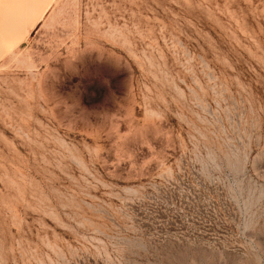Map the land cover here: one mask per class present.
Returning <instances> with one entry per match:
<instances>
[{"label":"rangeland","instance_id":"1","mask_svg":"<svg viewBox=\"0 0 264 264\" xmlns=\"http://www.w3.org/2000/svg\"><path fill=\"white\" fill-rule=\"evenodd\" d=\"M0 0V264H264V0Z\"/></svg>","mask_w":264,"mask_h":264},{"label":"bare ground","instance_id":"2","mask_svg":"<svg viewBox=\"0 0 264 264\" xmlns=\"http://www.w3.org/2000/svg\"><path fill=\"white\" fill-rule=\"evenodd\" d=\"M31 2H32V4H31L32 13L35 12L36 10L38 11L40 9L39 13L35 19L36 21H39L44 17L45 13L49 10L51 2H47L43 6H41V3L38 0H31Z\"/></svg>","mask_w":264,"mask_h":264},{"label":"crops","instance_id":"3","mask_svg":"<svg viewBox=\"0 0 264 264\" xmlns=\"http://www.w3.org/2000/svg\"><path fill=\"white\" fill-rule=\"evenodd\" d=\"M4 1H5V3H7L8 5H10V4L16 2L17 0H4ZM46 13H47V12H46ZM46 13H45V14H46ZM42 20H43V18H42L41 20L37 21L35 24H32L30 20H27V23H26V26H25V27L29 30L28 35L30 34L31 30H32L33 28H35V26H37L39 23H41ZM1 22H2V21H1V18H0V38H1V30H2V24H1Z\"/></svg>","mask_w":264,"mask_h":264}]
</instances>
